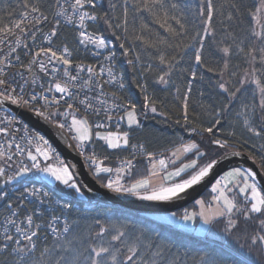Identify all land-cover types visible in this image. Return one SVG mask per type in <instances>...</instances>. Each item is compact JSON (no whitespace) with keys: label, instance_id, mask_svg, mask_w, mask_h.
<instances>
[{"label":"snow or ice","instance_id":"6c2138e0","mask_svg":"<svg viewBox=\"0 0 264 264\" xmlns=\"http://www.w3.org/2000/svg\"><path fill=\"white\" fill-rule=\"evenodd\" d=\"M225 2L230 8L226 15L217 9L214 0L199 2L197 15L202 32L197 31L192 37L199 43L195 50V61L198 64L204 63L202 49L205 37L215 34L213 24L216 16L223 17L221 23L227 28L225 22H231L236 15H242L241 5L236 3V0ZM49 7L52 10L53 23L47 32H44L43 24L48 22L49 17L40 0H21V10L9 9L6 15L4 8H0V106L5 103L16 105L50 125L55 130V135L83 158L90 174L101 188L117 195L133 196L141 201H176L188 195V190L210 177L214 169L228 156L242 154L236 150L235 133H229V138L215 136L214 129L220 125V119H216L211 126L203 127L196 123L198 117L195 113L191 114L190 118L188 94L191 92V81L182 100V118L187 130L198 135L201 143L204 134H209V146H215L216 152L223 150L222 154L209 155L195 139L185 142L181 137L180 142L168 150L170 155L166 157L162 153L149 151L142 143L130 145V131H102L106 125L100 122L99 118L103 115L105 121H111L114 112L120 113L116 118L126 121L129 129L141 123L135 103L124 100L118 90L105 91V85L123 89L122 75L118 74L114 67L116 53L109 49V41L102 33L89 30V22L102 20L112 29L113 35L121 28L127 35L128 0H123L120 5L122 19L120 16L115 17L119 22H114L113 19L112 14L115 13L117 4L112 0L108 3L109 11L105 12L98 10L102 5H98L97 0H54ZM133 11L149 12L155 22L173 38L187 34L184 22L187 5L182 4L181 0H133ZM247 14L253 22L248 37L251 43L246 45L245 50L244 40L236 43V38L233 37V44L236 51L246 57L248 67L243 69L237 81L239 86L233 85V90L230 91L227 83L220 82L218 87L228 94L231 104L238 94L246 93L247 87L254 85L251 102L242 103L236 115L248 133L264 140V0H255L253 6L247 9ZM62 20L76 28L79 45L94 46L95 56H101L99 50L107 49V55L103 58L107 63L98 61L97 67V64L77 61L73 58V50L67 44L53 47V38L58 36ZM147 27V24H142V28ZM37 34L48 46L37 45ZM228 35L231 36L232 33L229 32ZM134 38L143 40L144 44L150 47L167 43L166 40H145L143 36ZM29 39L32 41L31 46ZM116 39L121 38L116 36ZM21 46L27 49V63L16 54ZM175 46L179 48L180 44ZM120 48L123 50V56L130 54L131 50L125 47L123 42ZM221 51L225 56L221 70L223 75L229 68L227 57L232 52V45L224 46ZM174 59L163 53L159 55V63L167 65L168 71H161L157 77L158 83H168L166 77L172 71ZM139 60L140 56L137 54L133 59L127 60V63L133 65L134 61ZM9 68L16 69L11 78L7 72ZM147 68L151 70L152 65L148 64ZM208 71L213 69L208 68ZM26 72L31 76L30 80L25 77ZM41 74L51 77L47 81V87L40 82ZM191 75L195 78L196 72L193 70ZM236 75V72L231 73V76ZM16 76L23 80V84L16 82ZM26 86L32 87L30 94H26ZM137 86L146 93V86ZM36 87H39L40 91H36ZM227 107L228 105H225V109ZM0 111L3 112V115H0V135L10 137L0 143V161H3L0 163V199H8V192L3 190L8 184L29 176L34 180L41 179L36 174H43L57 186L62 185L63 188L71 190L68 193L70 197H83L85 191L93 192L92 187L78 181V166L66 162L45 134L25 123L23 113H13L10 109L2 107ZM148 112L156 113L157 106L155 101L145 94L140 115L146 117ZM90 114L96 116L97 120L93 121ZM160 115L167 114L161 112ZM257 119L259 126L255 123ZM176 123L179 124L180 120H176ZM94 137L103 141L109 149L130 145V158L119 159L116 166L109 165L106 163L108 156L101 158L95 151H86L85 146L93 141ZM247 143L246 140L243 141L241 147ZM13 146L15 151H12ZM259 147L262 152L258 158L259 172L264 173V143ZM251 148L255 149L256 145L253 144ZM187 153H193V158L180 163L178 167L175 166ZM248 155L253 161L257 160L255 152L249 150ZM14 156L22 158L19 163H9L13 161ZM24 157L27 163L24 162ZM137 157H143L148 162L143 173L134 171L138 163ZM169 165L173 166L171 170ZM257 176L258 172L252 168L230 167L211 182L210 199H195L192 210L184 208L179 216L176 212H170L164 219L181 223L188 229L199 220L202 232H212L222 222L223 227L219 231L227 236L236 234L234 239L237 242L243 238L245 243L241 248L247 247L248 253L255 252L258 257L264 258V184ZM54 195L53 191L36 187L33 183L31 187H25L23 192L19 193L18 204L14 206L11 200L8 201V214L0 221V264H187L178 253L172 251V246L165 240L151 237L146 227L136 228L138 221L123 210V221L92 217L91 223L81 229L79 220L70 219L72 201H65L63 197L54 199ZM27 197L34 198L33 201H28L34 207L22 215L20 206L26 207ZM39 205H48L52 211L46 215ZM57 209L60 210L59 215L55 214ZM241 217L245 222L251 221L254 224L252 232L249 233L245 228L242 236ZM84 219L87 221L89 218ZM230 259L226 252H204L195 264H229ZM232 264H251V261L237 259L233 260Z\"/></svg>","mask_w":264,"mask_h":264},{"label":"trees","instance_id":"16d2710c","mask_svg":"<svg viewBox=\"0 0 264 264\" xmlns=\"http://www.w3.org/2000/svg\"><path fill=\"white\" fill-rule=\"evenodd\" d=\"M20 2L21 0H0V8H4L5 15L9 9L20 11ZM98 2V5H102L98 9L100 12L109 11V0H98ZM112 2L117 4V9L114 14H110L113 15L114 22H119L115 17L120 16L122 19L120 5L123 3V0H112ZM199 2L200 0H181L182 4L187 5L186 19L184 21L187 34L176 38L171 37L164 28L157 24L149 12H134L133 0H128L129 15L127 35L124 34L123 28L116 30V34L113 35L112 29H109L102 20L95 22L90 28L93 31L102 33L115 43V47L120 53L119 58L122 62L124 76L126 78L125 81L127 82L126 90L133 97V101L141 103L144 100V95L147 94L156 103L157 112L155 115L157 116L153 115L152 117L144 119L140 127L126 128V131H130V142H140L149 151L156 153L169 150L177 145L181 137L186 136V131L183 128L185 122L182 118V100L185 92L189 88V81H191V92L188 94L190 118L191 114L195 113L196 117H198L196 123L203 127L211 126L216 119H220V125L214 129L215 136L229 138V133H235V137L237 138L236 150L247 155L249 150L255 152L257 156L255 163L260 167L258 158L262 152L259 146L264 143V140L248 133L242 127V123L236 115L242 103L251 102L254 85L248 86L246 93L238 94L237 98L232 100L231 104H229L228 94L218 87L220 82H225L229 90H233V85L239 86L237 81L240 79L243 69L248 67L246 57L236 51L235 44H233V37L236 38V43L244 40L245 50H247L246 45L251 43L248 37L250 36L253 23L247 14V9L253 6L255 0H236V3L241 5L242 15H236L231 22H225L228 25L227 28L221 23L223 17L216 16L213 24L215 34L205 37L204 40V47L202 49L203 64H198L195 61V50L199 47V43L192 39L197 31L202 32L200 18L197 15ZM40 3L45 12H48L52 0H40ZM214 3L217 9L222 10L225 15L230 10L229 4L225 0H214ZM142 24H147L148 27L142 28ZM229 32L232 33L231 36L228 35ZM75 33L72 26L61 25L56 38V44L59 47L67 44L75 53L80 54L77 48ZM116 36H120L121 39L117 40ZM136 36H143L145 40L152 42L166 40L167 43L157 44V47H150L144 44L143 40L135 39L134 37ZM122 42L125 44V47L131 50L127 57L122 55L123 50L120 48ZM176 44H180V47L177 48L175 46ZM184 45H189V47L185 48ZM227 45H232V52L227 57L229 60V68L221 75L225 59L221 49ZM161 53L169 58H175L173 60L172 71L166 77L168 79L167 84L157 82V77L161 71H168L167 65H161L159 63L158 57ZM137 54L140 56L139 62L134 61L135 63L133 65H129L127 60L133 59ZM148 64L152 65L151 70L147 68ZM257 67H259V64H257ZM208 68L213 69V71H208ZM193 70L196 72L195 78L191 75ZM232 72H236L237 75L231 76ZM229 81L230 83H228ZM138 84L146 86V93L141 91V88L137 86ZM178 96L180 99H177ZM225 105H228L227 109H225ZM161 112L167 115L162 116L160 115ZM176 120H180V123L177 124ZM255 123L259 126L258 119ZM209 138L207 135L204 136L201 147L206 149L209 155L222 154L223 150L216 152L214 150L215 146H209ZM245 140L248 142L247 145L241 147L242 142ZM253 144L256 145L255 149L251 148ZM97 146H99V150L103 149L104 151V148L100 147L99 142H97ZM103 151L101 150L100 152L103 153ZM121 151V153H124V150ZM138 166L140 167L139 170H141V173L147 167L144 166L142 161L139 162ZM83 209L80 210L78 207L72 208L70 212V219L79 220L81 229L86 228L91 223L92 217L123 221V216H121V210L123 209L121 208L100 204L90 210ZM123 211L129 214L135 221H138L136 228L146 227L151 237L156 240H165L172 246V251L178 253L181 259L185 260L187 264H195L196 260L204 252H209L210 254L226 252L231 257L229 264H232V261L237 259L250 260L251 264H264V258L258 257L255 252L248 253L247 247L241 248V245L245 241L241 238L237 242L234 239L236 234H233V236L226 235L224 244L203 242L191 235H186L161 223L148 220L145 216V219H143L144 217H138L137 215L139 213ZM84 217H88L89 219L86 221ZM220 224L215 229L219 230ZM245 228L251 233L254 224L251 221L245 222L241 217V236Z\"/></svg>","mask_w":264,"mask_h":264},{"label":"rangeland","instance_id":"374dc122","mask_svg":"<svg viewBox=\"0 0 264 264\" xmlns=\"http://www.w3.org/2000/svg\"><path fill=\"white\" fill-rule=\"evenodd\" d=\"M53 2H54V0H52V3ZM97 3H99L98 0H97ZM45 13L48 15L49 20H48V22L43 24V30H44V32H47L49 30V28L52 26V23H53L51 8H50V10L48 12H45ZM94 23L95 22H89V30L90 31H93L90 28H91V26ZM63 24H65V23L62 20V24L61 25H63ZM68 26H70V25H68ZM56 38L57 37L53 38L55 40V43H56ZM105 38L109 41V45H108L109 49H112L116 53V61H115L114 67H115L117 73L122 75V82L124 83V88L123 89H118L116 86H113V85H105V91L106 92H111V91H117L118 90L119 94L124 98V100H130V101H132L133 103H135L137 105L138 116H139V119H140L141 123H140L139 126H133V127H140L143 124L144 119H146L148 117H152L153 115H155V113L148 112L146 117L144 115H140V113L143 111L144 100L141 103L134 102L133 101V97L126 90L127 82L125 81L126 78L124 76L125 74H124V71H123V65H122V62L120 61V58H119L120 57V53L116 49L115 43L110 38H107V37H105ZM75 39H76L77 45H78L77 48L80 51L79 52L80 54L75 53V51H73V58L75 60H77V61L83 60L85 63H92V64H97L98 61L100 63L103 62L104 56L107 55V49H101L100 50L101 52H103L105 50V54H101V56H99V57H94L93 55H91V51L92 50L95 51L94 46L88 45L87 47H85L83 45H79L76 33H75ZM28 43H29L30 46L32 45L31 39L28 40ZM36 43H37V45H41L42 44L43 46H47V42L43 41V38L39 34H37V42ZM57 47H59V46H57ZM4 51L6 52L7 48H5ZM26 51H27V49H24L23 46H21L17 50V53H16V54H18L20 56L21 60L24 61L25 63H27V60H25L23 58V54L26 53ZM16 54H14V55H16ZM0 55H2V53H0ZM13 63H15V59L14 58H13ZM97 65H99V64H97ZM17 67H19V66L17 65ZM10 69H15V68H9L7 70L9 71ZM84 74H86V73H84ZM25 77L28 78L29 80L31 79V76H25ZM10 78H11V76H10ZM85 78H87V75H86ZM16 82H17V80H16ZM90 94H95V93H90ZM118 102H123V101H118ZM109 103H111V101H109ZM12 106L16 107L17 111H13L11 108L6 107V106H4L2 108L10 109L13 113H17V114H19L18 113L19 110H25V109L18 108L16 105H12ZM25 111H27V110H25ZM0 113L3 114L2 111H0ZM118 115H120V113H115V112L113 113V117H117ZM155 116H157V115H155ZM90 118L93 121L97 120V117L94 116V115H91V114H90ZM99 119H100V122H103L106 125L105 129H101L102 131L103 130L126 131V128H129L127 123H126V121H121V120H118V119H115V118H113L111 121H105L104 118H103V115H101V117ZM120 123H121V126L117 127V125L120 124ZM107 126H111V127H114V128L113 129H109ZM183 128L186 131V136L183 137V140L185 142L187 140H190V139H195L197 141V143H201V139H200V137L198 135L189 132L187 130V126L186 125H184ZM205 135L209 136V134H207V133H205L204 136ZM4 138H8V137H4L3 135H0V143L4 142V140H3ZM9 139H10V137H9ZM93 141H95V144L93 145V142H89L88 143V147L86 149L94 151V146H95V150H96L97 154L101 158H103L104 156H108V160L106 161V163H108L111 166H116L118 164V162H119V159H122V158H125V157H129L130 158V153L132 152V149H131L130 145L131 144H139L140 143V142H137V141H133V142L131 141L129 146H125V147H122L120 149H109L104 144V142L100 141L98 138L94 137ZM18 142L23 144L22 141H18ZM96 142L100 143V145H101L100 147H103L104 151H103V149L99 150V146H97ZM101 150L103 151V153L100 152ZM121 150H124L123 151L124 153H121L122 152ZM12 151H15L14 146H13ZM160 153H162L166 157L170 155L168 150L159 151L158 154H160ZM16 157L18 158L19 156H16ZM192 158H193V153H187L183 157H181V159L179 161H177V164L175 166L178 167L180 163L187 162V160H190ZM21 159L22 158L19 157V160L17 162H15V159L13 158L12 163L13 164L19 163ZM23 159H24L25 163L28 162L26 157H24ZM81 159L83 161L82 157H81ZM137 160H138V163L136 164V169L134 171L136 173H141L140 172L141 170H139L140 167L138 166L139 162L142 161L144 163L145 167L148 166V162L143 157H137ZM0 163H3V161H0ZM9 163H11V161ZM84 166L88 170V166L85 163H84ZM172 167H173L172 165H169V170H171ZM9 171H11V170H9ZM36 175H39L41 177V179L34 180V179L31 178L32 176H29V177L22 178L19 181H14V182L8 184L6 187L3 188L4 191L8 192V199H0V221H2L3 216L8 214V209H7L8 201L11 200L13 202L14 206L16 204H18L19 201H18L17 198L19 196V193L23 192L25 187H31L33 183H35V185L38 186V187L39 186H41V187L43 186V188H45L46 190L53 191L55 193V195H54L55 198L54 199H61V197H63L65 201L71 200L72 203H73V208H77L78 207V209H80V210L82 208H84L86 210H90L92 208H95V207L99 206L100 204L101 205H107V206H110V207L121 208V207L115 206V205H113L111 203H106V202H102L100 200L92 199L90 196H87L86 194H84L83 197H79V196H71L70 197V196H68V193L71 190L63 188L62 185L57 186V184L55 182H53L49 177L43 176V174H36ZM210 187H211V185L207 189H205L204 192L198 198L205 197L206 199H210ZM198 198H196V199H198ZM33 200H34L33 197H27L26 200H25L26 207L24 205L20 206V212H21L22 215L28 209H31V208L34 207V205L32 203H28V201H33ZM194 201L192 203L186 205L184 208H188L189 210H192L193 207H194ZM241 201H242V198H241ZM39 207L45 210L46 215H47V213H50L52 211V209L49 208L48 205H39ZM184 208H182V209H184ZM196 208L198 210V206H196ZM121 209L126 210L128 212H131V210H128V209H125V208H121ZM182 209L175 211L177 213V216H179L182 213ZM132 212H134V211H132ZM134 213H139V212H134ZM168 213H170V212H166V213H142L141 212L137 216L141 217V218H143L145 216L146 219H148V220H152L154 222L161 223V224H163L165 226L173 228L176 231H180L181 233H184L186 235H191V236H193V237H195L197 239H200L203 242H211V243H215V244H224L225 243L226 235L223 232L219 231L223 227L222 223L220 224V229L219 230L214 228L212 230V232H202V231H200L201 222L199 220H197L196 223L191 226V229H188V228L183 227V225L181 223H178V222L177 223H172V222H168L167 220H165L164 217H166ZM55 214L59 215L60 214V210L57 209ZM145 217L143 219H145ZM49 239H51V238L49 237Z\"/></svg>","mask_w":264,"mask_h":264},{"label":"water","instance_id":"95a60500","mask_svg":"<svg viewBox=\"0 0 264 264\" xmlns=\"http://www.w3.org/2000/svg\"><path fill=\"white\" fill-rule=\"evenodd\" d=\"M9 107L13 111H17L16 107L12 106L10 103H5L0 107ZM18 113H23L24 121L30 124L32 127H36L37 130L41 131L46 137L53 143L54 147L61 152L63 158L66 162L76 164L78 167L76 169L77 179L83 184H87L89 187L93 188V192L85 191L87 196L92 199L100 200L102 202L111 203L115 206L125 208L134 212L139 213H166L175 212L184 208L186 205L192 203L196 198H198L205 189H207L211 182L217 178L222 171L227 170L233 166H239L242 168H252L258 172L257 179L264 184V174L259 172V167L249 158V155L241 152L239 156L230 155L224 161L220 163L217 168L214 169L210 177L206 178L200 185L194 186L193 189L188 190V195L183 196L180 200L157 203L151 201H141L133 196H122L115 193L107 192L106 189L100 187L99 184L95 182L92 175L84 166V163L77 152L72 151L66 146V143L62 141L58 136L55 135V130L51 128L50 125L41 121L38 117H35L32 113L25 110H19Z\"/></svg>","mask_w":264,"mask_h":264},{"label":"built area","instance_id":"2783aa9c","mask_svg":"<svg viewBox=\"0 0 264 264\" xmlns=\"http://www.w3.org/2000/svg\"><path fill=\"white\" fill-rule=\"evenodd\" d=\"M65 25H67V24H65ZM70 26H72V25H70ZM73 28H75L74 26H72ZM76 29V28H75ZM48 46V45H47ZM52 46L53 47H57V45L55 44V40L53 39V42H52ZM100 51V50H99ZM101 52V51H100ZM94 51L92 50L91 51V55H93L94 57H97V56H95L94 54ZM101 54H105V50L103 51V52H101ZM23 58L25 59V60H27L28 59V57H26V55H25V53L23 54ZM103 62L104 63H107V62H105L104 60H103ZM102 62V63H103ZM99 65H97V67H98ZM7 72H8V75H9V77L11 76H13L14 74H15V72H16V69H10L9 71L7 70ZM12 75H11V74ZM86 75L87 74H84V76L86 77ZM25 76H30L27 72L25 73ZM41 77H42V80H41V83H44V85H45V87H47V81L49 80V79H51V77H44L43 76V74H41ZM16 80H17V83H19V84H23V80L19 77V76H16ZM32 87L31 86H26L25 87V92H26V94H30L31 92H32ZM36 91H40V89H39V87H36ZM55 95H59V94H55ZM0 115H3V114H1L0 113ZM113 118H115V119H117L116 117H113ZM19 125H17V127H18ZM17 135H19V134H17ZM7 139H9V137L8 138H4L3 140H4V142L7 140ZM93 145H94V143H93ZM5 147H6V144H5ZM86 148L88 147V144L85 146ZM86 151L87 152H91V150H87L86 149ZM94 151L96 152V150H95V146H94ZM97 153V152H96ZM14 159H15V162H17L18 160H19V157L17 158L16 156H14L13 157ZM11 163H12V161H11ZM36 187H38V186H36ZM39 187H41V186H39ZM43 187V186H42ZM45 189V188H44ZM46 190V189H45ZM55 198V197H54Z\"/></svg>","mask_w":264,"mask_h":264},{"label":"bare ground","instance_id":"6f19581e","mask_svg":"<svg viewBox=\"0 0 264 264\" xmlns=\"http://www.w3.org/2000/svg\"><path fill=\"white\" fill-rule=\"evenodd\" d=\"M27 123V122H26ZM30 125V124H29ZM31 126V125H30ZM32 127V126H31ZM109 129H113L114 127L107 126ZM33 179V177H31Z\"/></svg>","mask_w":264,"mask_h":264}]
</instances>
